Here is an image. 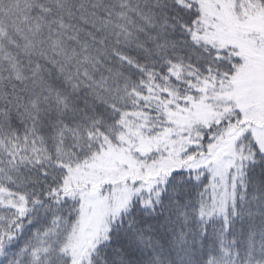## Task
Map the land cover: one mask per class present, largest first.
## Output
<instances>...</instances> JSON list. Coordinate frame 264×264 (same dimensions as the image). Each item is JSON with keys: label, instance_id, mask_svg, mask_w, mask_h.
Returning a JSON list of instances; mask_svg holds the SVG:
<instances>
[{"label": "snow or ice", "instance_id": "obj_1", "mask_svg": "<svg viewBox=\"0 0 264 264\" xmlns=\"http://www.w3.org/2000/svg\"><path fill=\"white\" fill-rule=\"evenodd\" d=\"M0 264H264V0H0Z\"/></svg>", "mask_w": 264, "mask_h": 264}]
</instances>
